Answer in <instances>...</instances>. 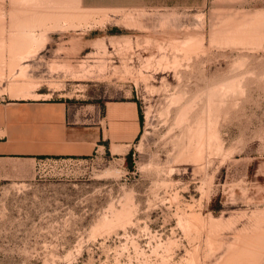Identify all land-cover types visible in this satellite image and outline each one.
Segmentation results:
<instances>
[{
	"label": "rangeland",
	"instance_id": "obj_1",
	"mask_svg": "<svg viewBox=\"0 0 264 264\" xmlns=\"http://www.w3.org/2000/svg\"><path fill=\"white\" fill-rule=\"evenodd\" d=\"M46 1L0 0V107L134 98L142 131L131 160L0 157V264H264V0Z\"/></svg>",
	"mask_w": 264,
	"mask_h": 264
},
{
	"label": "crops",
	"instance_id": "obj_2",
	"mask_svg": "<svg viewBox=\"0 0 264 264\" xmlns=\"http://www.w3.org/2000/svg\"><path fill=\"white\" fill-rule=\"evenodd\" d=\"M51 1L50 5L46 1L43 7L30 8L62 11L120 9L126 8V3L131 0ZM111 30L117 29L112 27ZM90 32H85L83 39H93L86 36L94 31ZM48 45L49 41H46L39 52ZM14 104L6 109L0 107V132H5L0 135V157H87L98 146L110 151V147L115 145L128 146L130 151L142 131L140 106L134 98L105 102L100 110L96 106L97 123L88 121V117L81 124L74 122L73 125H70L71 115L76 114L71 111L67 100L39 98L38 102Z\"/></svg>",
	"mask_w": 264,
	"mask_h": 264
},
{
	"label": "bare ground",
	"instance_id": "obj_3",
	"mask_svg": "<svg viewBox=\"0 0 264 264\" xmlns=\"http://www.w3.org/2000/svg\"><path fill=\"white\" fill-rule=\"evenodd\" d=\"M49 13V12H48ZM53 13V12H52ZM52 13H51V15H52ZM46 14V13H45ZM79 14V13H78ZM55 15V14H54ZM60 15V14H59ZM45 16H47V15H45ZM38 22V21H37ZM42 22V21H41ZM43 23H44V20H43ZM45 24H46V22H45ZM55 24V23H54ZM57 24L58 25H60L58 22H57ZM57 24H55L56 26H57ZM75 24V23H74ZM25 26V25H24ZM28 26H30V25H28ZM33 26H35L36 27V25H31L30 27H27V25L25 26V30H23L20 34V36L18 37V40H17V43H16V45L14 46V47H16L17 48V46H18V48H21V49H25V51H27V50H31V49H33V47L35 48V46L37 45V46H39L40 47V45H42L43 43H45V40H46V36H41V37H38L36 34H35V32H34V30H35V28L33 27ZM39 26V25H38ZM37 26V27H38ZM35 45V46H34ZM36 46V48H39V47H37ZM213 89L214 88H212V91H213ZM211 93H213V92H211ZM211 95V94H210ZM212 97V96H211ZM117 149H119L120 151H123L122 150V147H116L115 148V151H117Z\"/></svg>",
	"mask_w": 264,
	"mask_h": 264
},
{
	"label": "trees",
	"instance_id": "obj_4",
	"mask_svg": "<svg viewBox=\"0 0 264 264\" xmlns=\"http://www.w3.org/2000/svg\"><path fill=\"white\" fill-rule=\"evenodd\" d=\"M140 114H141V121H142V124H143V114H142V111H141V109H140ZM108 151H109V149H108ZM132 153H133V151L131 150L128 154H127V159L128 160H131V157H132Z\"/></svg>",
	"mask_w": 264,
	"mask_h": 264
}]
</instances>
